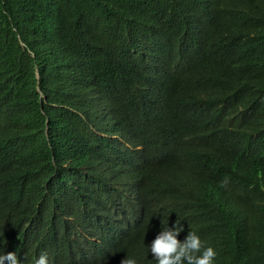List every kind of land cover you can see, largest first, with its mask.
Instances as JSON below:
<instances>
[{"label": "clouds", "instance_id": "obj_1", "mask_svg": "<svg viewBox=\"0 0 264 264\" xmlns=\"http://www.w3.org/2000/svg\"><path fill=\"white\" fill-rule=\"evenodd\" d=\"M187 4L191 13L173 10L174 14L147 16V34L151 28L163 31L155 33V40H143L141 48L77 42L74 37L67 58L57 68L85 87L76 90L77 108L84 113L79 116L104 156L84 158L68 172L74 170L81 180L64 191L74 205L58 206L56 224L64 223L65 242L70 238L75 248L94 255L99 264H214L217 257L212 246L189 231L190 217L184 214L188 204L203 202L210 192L203 184V171L218 166L209 153L216 149L210 142L215 137L187 124L201 109L209 120L230 114L228 103L207 106L193 101L198 95L206 100L213 87L242 98L252 95L244 92L239 79L252 69L253 59L240 54L234 43L245 30L264 32V2L189 0ZM126 50L129 56L124 55ZM94 65L104 70L102 79ZM21 108L13 103L4 123L10 137L27 131ZM174 121L181 127H172ZM16 142L19 148L24 144L20 138ZM162 146L174 152L165 157ZM8 147L0 141V189L11 170ZM250 151L264 160V142L260 150ZM227 158L224 152L223 162ZM221 175L222 186L228 182L246 189L242 178ZM3 199L0 193V204ZM228 210L241 232L250 227L241 205L232 204ZM12 217L0 211V264H64L56 229L48 242L34 229L21 237ZM253 263L248 255H235L225 264Z\"/></svg>", "mask_w": 264, "mask_h": 264}, {"label": "trees", "instance_id": "obj_2", "mask_svg": "<svg viewBox=\"0 0 264 264\" xmlns=\"http://www.w3.org/2000/svg\"><path fill=\"white\" fill-rule=\"evenodd\" d=\"M188 2L0 0V141L9 145L5 153H9L11 160V170L0 189L4 198L0 211L13 216L11 223L21 237L34 229L48 242L56 229L55 241L64 264L100 263L94 255L75 248L70 238L65 242L68 232L64 223L56 224V211L58 206L74 205L64 191L81 178L74 170L72 174L68 172L82 159L103 157L104 153L79 116L84 113L77 108L80 101L76 90L84 91L85 87L67 78V71L57 68L67 58L74 37L77 42L88 40L114 47L121 43L123 49L137 45L141 48L143 40H155V33L163 31L151 28L147 34V16L174 14L173 10L191 13ZM234 45L240 54L253 59L252 69L239 79L244 92L252 95L242 98L213 87L206 100L201 95L193 97V101L207 106L228 103L230 114L209 120L201 109L188 120L187 125H198L215 137L210 142L216 149L209 153L218 166L216 170L204 169L203 184L210 192L203 202L188 204L184 214L190 217L189 231H195L216 250L214 264H225L235 255H248L253 264H264V160L250 151L260 150L264 142V124L260 125L264 111V32L245 30ZM124 55L129 56V50ZM95 66L97 77L102 79L104 70ZM15 102L22 106L21 120L27 126V131H18L16 138L14 134L10 137L4 126ZM180 123L174 121L172 127L179 128ZM19 138L24 143L20 148L16 142ZM160 150L165 157L174 152L169 146ZM224 152L228 156L226 162L222 160ZM218 172L242 178L246 189L236 183L222 186L225 179ZM232 204L241 205L250 218V227L243 232L235 226L228 210Z\"/></svg>", "mask_w": 264, "mask_h": 264}, {"label": "bare ground", "instance_id": "obj_3", "mask_svg": "<svg viewBox=\"0 0 264 264\" xmlns=\"http://www.w3.org/2000/svg\"><path fill=\"white\" fill-rule=\"evenodd\" d=\"M74 148V147H73ZM68 150V149H67Z\"/></svg>", "mask_w": 264, "mask_h": 264}]
</instances>
